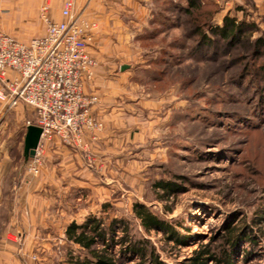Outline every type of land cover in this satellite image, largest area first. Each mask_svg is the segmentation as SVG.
Instances as JSON below:
<instances>
[{
  "label": "rangeland",
  "instance_id": "374dc122",
  "mask_svg": "<svg viewBox=\"0 0 264 264\" xmlns=\"http://www.w3.org/2000/svg\"><path fill=\"white\" fill-rule=\"evenodd\" d=\"M201 2L213 14L212 28L231 15L244 21L251 40L264 30V0ZM157 3L154 18H159ZM166 13L174 17V26L170 20L169 26L162 25L163 19L146 26L138 39L139 54L107 58L116 68L102 75L110 84L105 97L111 108L100 117L92 110L99 129H85L79 142L45 138L37 161H25L22 139L18 141L13 128L10 137L6 132L5 138L13 140L4 149L5 174L17 185L49 174L55 184L37 202L50 213L39 218L35 233L0 230V264H69L70 253L83 251L66 240V225L93 214L103 218L104 228L115 219L125 221L133 241L149 239L168 264H185L194 250L209 242L219 250V236L227 227L238 226L244 235L233 248L232 264H264V83L244 73L245 62L252 58L234 61L251 50L238 46L217 61L197 58L188 15ZM31 28L45 32L40 8L31 25L0 24L1 31L23 42L32 39L24 38ZM155 29L161 30L158 37L146 38ZM176 36L180 44L163 53L162 46ZM172 52L177 57L168 54ZM2 107L0 120H5L11 109ZM57 144L61 150L54 151ZM30 163L37 165V173L28 170ZM157 180L177 187L160 199L163 190L155 187ZM137 203L168 223L173 238L162 230L145 231L133 211ZM117 232L118 237L123 234L122 229ZM114 248L121 253L119 244Z\"/></svg>",
  "mask_w": 264,
  "mask_h": 264
},
{
  "label": "built area",
  "instance_id": "2783aa9c",
  "mask_svg": "<svg viewBox=\"0 0 264 264\" xmlns=\"http://www.w3.org/2000/svg\"><path fill=\"white\" fill-rule=\"evenodd\" d=\"M50 6L48 0L40 7L46 24L41 36L23 42L0 30V103L35 110L32 124L42 128L36 161L45 138L79 142L85 129L101 127L92 114L98 96L85 91L98 64L88 52L96 24L84 17L77 0H64L59 21L50 17ZM28 170L37 173L38 167L30 163Z\"/></svg>",
  "mask_w": 264,
  "mask_h": 264
},
{
  "label": "crops",
  "instance_id": "0c3cea01",
  "mask_svg": "<svg viewBox=\"0 0 264 264\" xmlns=\"http://www.w3.org/2000/svg\"><path fill=\"white\" fill-rule=\"evenodd\" d=\"M50 1V17L57 21L61 20L64 0ZM153 1L77 0V7L83 8L87 19L96 24V28L91 32L92 40L89 42L88 52L98 61V64L94 69L93 78L85 85V91L98 96V102L92 108L93 114L97 117L103 116L111 108V104L108 103L110 100L105 97L108 92L106 89L110 87V84L105 82L104 77L112 73L116 66L107 63V58L131 57L140 53L141 46L138 39L147 31L146 26L154 19L152 9L155 0ZM45 2L46 0H0V24L31 25L37 21L39 8ZM135 25L141 27L134 29ZM28 30L24 36L25 40L43 33L41 28L35 32H31L32 28ZM125 66L127 65L124 64L121 69ZM2 106L3 104L0 103V114L3 111ZM33 119H36L35 110L22 104L11 108L5 120H0V230L2 232L12 234L23 229L30 236L31 231L36 232L39 218L48 216L50 213L47 208L37 207V202L40 203L44 196L49 195L46 194V188L55 184L48 172L47 177L34 178L33 182L19 180L18 185L5 174L4 149L6 145L10 147L11 144L8 143L13 140L9 138L11 128L14 129L12 133L17 134L14 136H17L18 141L22 139L24 143L27 127L34 123ZM6 132L9 134L8 139L5 138ZM61 148L64 149V146ZM57 150H61L59 144L54 151Z\"/></svg>",
  "mask_w": 264,
  "mask_h": 264
},
{
  "label": "trees",
  "instance_id": "16d2710c",
  "mask_svg": "<svg viewBox=\"0 0 264 264\" xmlns=\"http://www.w3.org/2000/svg\"><path fill=\"white\" fill-rule=\"evenodd\" d=\"M157 2L155 10L157 9L156 12L159 18L152 19V23L163 19L162 25L169 26L170 20V26L173 27L175 24L174 17L166 16V12H171L174 15L175 11L179 13L183 11L188 15L187 22L191 26V36L193 35L197 40L195 50H193L199 52L197 58L217 61L219 57L228 54L235 47L243 46L251 52L243 56L240 55L234 61H239V59L246 61V59L252 58V61L245 62L244 73L252 75V79L255 75L256 79L264 83V30L259 37L251 40V33L245 30L246 24L244 21L238 22L236 17L231 15L224 17L222 26L212 28L209 21L213 14L204 6L201 0H184L183 3L181 0H158ZM160 15H163L164 18ZM262 20L264 21V15ZM148 32L146 38L150 37V40H153L158 37L161 30L155 29ZM161 41L164 42V38ZM180 42V37L176 36L165 47L162 46L161 50L163 53H165V49L171 51L170 48L179 45ZM168 54L172 58L177 57L174 52ZM163 61H165L164 58ZM250 66L255 69L249 68ZM249 69L250 73L248 72ZM154 184L155 187L163 190L160 199L169 196L177 187L174 182L165 180H157ZM106 207L107 204H104L102 211H105ZM133 211L135 216L140 219L145 231L162 230L169 236V239L170 236L173 238L175 235L174 229L145 204H135ZM103 224V218L96 217L93 214L84 222L72 221L66 225V240L78 245L83 251L77 256L70 253L67 258L69 264H127L134 259H136L134 264H168L161 258L156 246L149 239L133 241L128 233L129 228L125 221L115 219L108 228H104ZM119 229L123 230V234L118 237L117 231ZM243 235L242 230H238V226H229L219 236L222 240L219 250L218 246L214 247L211 242L202 244L194 250L193 255L185 261V264H232L233 248L236 247ZM179 241L180 239H176L177 243ZM118 244L121 247L120 254L114 252V247ZM100 245H103V248H100Z\"/></svg>",
  "mask_w": 264,
  "mask_h": 264
},
{
  "label": "water",
  "instance_id": "95a60500",
  "mask_svg": "<svg viewBox=\"0 0 264 264\" xmlns=\"http://www.w3.org/2000/svg\"><path fill=\"white\" fill-rule=\"evenodd\" d=\"M42 135V128L36 124H29L24 139V157L25 161L36 154Z\"/></svg>",
  "mask_w": 264,
  "mask_h": 264
}]
</instances>
